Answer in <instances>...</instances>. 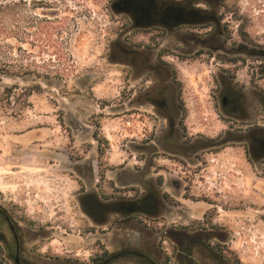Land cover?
I'll return each instance as SVG.
<instances>
[{
	"label": "rangeland",
	"instance_id": "1",
	"mask_svg": "<svg viewBox=\"0 0 264 264\" xmlns=\"http://www.w3.org/2000/svg\"><path fill=\"white\" fill-rule=\"evenodd\" d=\"M118 1L0 0V205L12 216L22 257L75 264L102 245L114 252L144 242L171 264H186L185 235L208 213L219 228L212 244L226 257L232 250L243 264H264V162L247 153L255 130L264 129V0H220L226 30L213 53L189 51L199 36L189 28L138 23ZM169 67L182 86L190 143L180 127L163 139L168 123L152 102L166 87L177 91ZM224 95L237 100L235 117L223 108ZM96 132L108 142L100 153ZM153 139L160 148L148 154ZM181 145L185 153L174 152ZM196 151L205 155L198 160ZM127 188L150 203L161 199L159 215H110L99 225L83 211L84 194L134 198ZM164 193L178 204H166ZM11 242L0 229L2 256L14 264L6 256ZM193 258L221 264L203 248Z\"/></svg>",
	"mask_w": 264,
	"mask_h": 264
},
{
	"label": "trees",
	"instance_id": "2",
	"mask_svg": "<svg viewBox=\"0 0 264 264\" xmlns=\"http://www.w3.org/2000/svg\"><path fill=\"white\" fill-rule=\"evenodd\" d=\"M140 1V0H139ZM148 2L140 1L137 4V7L134 8L135 0H120L115 6L120 11H129L132 12L137 19L138 23V12L142 13L145 18H149L153 15V12L149 13ZM134 10V12H133ZM247 39V37L244 35ZM174 82L177 85L178 95L180 99L181 109H182V119L181 123L184 125L186 109L184 108L182 102V86L180 82H177L176 74L174 73ZM184 127V126H183ZM184 129H186L184 127ZM94 139L98 143L99 153L101 152V147L104 144H107L105 138L98 137L97 132L94 134ZM249 154V152L247 151ZM251 162V159L249 158ZM105 175H100V180H104ZM158 185L161 187L163 185V178L159 177L157 179ZM113 187V183H112ZM127 192L134 191L136 194L134 198H121L112 196L113 199L118 198L117 200H110L108 202H102L98 199L97 195L94 193L84 194L81 198V205L83 211L90 216L93 221L99 225H105L109 223L110 215L121 216L124 218L134 217V216H145L147 219L157 217L161 212L162 200L156 198L155 203H150V195H145L142 197L138 196V189L127 188ZM163 201L168 205H176L173 198L169 194L164 193ZM208 213L205 214L204 220L202 222H194L195 225L199 228L193 234L185 235V238L189 241V245L186 247L184 254V259L186 264H197L193 258V254L196 249H207L212 251L213 255L221 259V264H243L242 261L237 257L236 253L232 250H228V253L231 257H226L223 254L221 249H218L217 245H213L212 241L218 237L214 234L212 230H218V226L213 224L212 220H207ZM0 229L8 230L12 234V244L16 243L15 235L17 234L15 224L13 222L12 216L9 214L8 210L0 205ZM190 229V228H188ZM16 232H15V231ZM169 236L173 239L176 238V233L170 231ZM227 241V240H226ZM225 241V242H226ZM219 246V245H218ZM3 248L0 247V264H10L3 256ZM70 261V260H69ZM75 264H171V257L165 252H160L159 249H156L152 246H149L147 243H142L137 246L127 245L120 248L117 251L111 252L107 250L104 245L100 247V252L91 256L89 262H81L77 259H72Z\"/></svg>",
	"mask_w": 264,
	"mask_h": 264
},
{
	"label": "flooded vegetation",
	"instance_id": "3",
	"mask_svg": "<svg viewBox=\"0 0 264 264\" xmlns=\"http://www.w3.org/2000/svg\"><path fill=\"white\" fill-rule=\"evenodd\" d=\"M222 1L220 0H177L171 5L166 7H161L160 5H156L158 8L154 10L153 15L148 19L149 23L153 24H161L167 27L168 31L175 32L179 31L182 28H189L190 31L196 36V40L192 42L194 45L189 46V51L193 52L194 48L197 46H205L207 47L206 51H216L219 48L218 42L219 37H222L225 33L224 26H222L224 17L223 15H218V9L222 6ZM221 5V6H220ZM173 13H169L170 10ZM169 10V12H168ZM166 14V15H165ZM168 14V15H167ZM136 24V23H135ZM227 28V26H225ZM159 30H165L161 27H155ZM195 37V36H194ZM199 37V38H198ZM189 45V42H186ZM208 53L203 52L202 50H195L193 55L202 56ZM154 68V66H152ZM155 69V68H154ZM171 71V80L174 83V72L171 67H169ZM169 78V73H167L166 78ZM177 89V88H176ZM173 92V93H171ZM160 97L157 99H153L152 102L156 104L159 112L161 113L162 118H165L168 123V132L164 134L163 139L169 138L170 136H174L176 133V127H180L183 130V137L185 138V143H190L186 137L185 129L181 123V119L183 116L180 99L178 95V90H170L166 87L165 91L163 90L159 93ZM237 100L233 95H224L222 97V105L225 111L230 115L235 117L237 115ZM179 114L181 117L178 119ZM246 114H244L245 116ZM244 119V118H243ZM245 120V119H244ZM256 139L253 140L252 143L248 144V152L256 153L255 157L258 162H264V129L255 130ZM249 140V138H247ZM157 142V140H156ZM159 142V141H158ZM157 142V143H158ZM150 143L155 144V140H151L147 142L145 145L146 152L155 153V150L159 149V146L152 147ZM197 143V142H196ZM209 143H214L213 140H210ZM187 145V144H186ZM184 146H178L174 152H180V154L185 153L183 148ZM183 148V149H182ZM223 148L221 147V150ZM183 150V151H182ZM158 151V150H157ZM154 155V154H153ZM148 156L149 163L153 167L154 161L156 160V156ZM204 154H200L198 156V152H195L196 158L202 157ZM185 156V154L183 155ZM15 231V230H14ZM16 232V231H15ZM4 237V236H3ZM16 243L13 245H9L7 247L6 256L10 261H13L14 264H30L23 257L22 247L20 244V237L18 234L15 235ZM5 241V238H2V243Z\"/></svg>",
	"mask_w": 264,
	"mask_h": 264
},
{
	"label": "water",
	"instance_id": "4",
	"mask_svg": "<svg viewBox=\"0 0 264 264\" xmlns=\"http://www.w3.org/2000/svg\"><path fill=\"white\" fill-rule=\"evenodd\" d=\"M139 3V2H138ZM137 2L134 4V8H136L137 7V4H138ZM158 6V5H157ZM156 6V3H154L153 1L151 2V3H148V8H149V13H151L152 11H154L153 9H157L158 7ZM170 10V9H169ZM169 10H168V12H169ZM169 13H173L171 10H170V12ZM166 15V14H165ZM168 15V14H167ZM145 16L142 14V13H139L138 12V19L140 18V19H142V18H144ZM154 24L153 23H150L148 26H153ZM147 27V26H146Z\"/></svg>",
	"mask_w": 264,
	"mask_h": 264
},
{
	"label": "crops",
	"instance_id": "5",
	"mask_svg": "<svg viewBox=\"0 0 264 264\" xmlns=\"http://www.w3.org/2000/svg\"><path fill=\"white\" fill-rule=\"evenodd\" d=\"M220 154V153H219ZM220 156V155H219ZM96 170H95V167H94V172H95ZM110 219V218H109Z\"/></svg>",
	"mask_w": 264,
	"mask_h": 264
}]
</instances>
